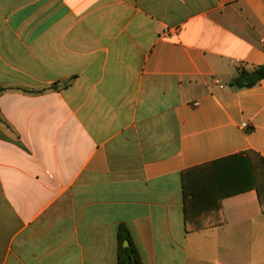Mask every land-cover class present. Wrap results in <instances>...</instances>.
Segmentation results:
<instances>
[{
  "label": "crops",
  "instance_id": "crops-1",
  "mask_svg": "<svg viewBox=\"0 0 264 264\" xmlns=\"http://www.w3.org/2000/svg\"><path fill=\"white\" fill-rule=\"evenodd\" d=\"M263 65L264 0H0V264H118L121 226L142 264H264L256 190L187 233L182 187L264 158V80L231 86Z\"/></svg>",
  "mask_w": 264,
  "mask_h": 264
},
{
  "label": "trees",
  "instance_id": "trees-1",
  "mask_svg": "<svg viewBox=\"0 0 264 264\" xmlns=\"http://www.w3.org/2000/svg\"><path fill=\"white\" fill-rule=\"evenodd\" d=\"M262 80L264 65L253 72L241 71L231 86L248 89ZM5 91L0 89V94ZM182 187L187 233L221 225V201L249 190L257 191L264 212V158L254 152H245L188 170L182 175ZM126 241L129 245L124 247ZM118 264H142L125 226L118 231Z\"/></svg>",
  "mask_w": 264,
  "mask_h": 264
},
{
  "label": "built area",
  "instance_id": "built-area-1",
  "mask_svg": "<svg viewBox=\"0 0 264 264\" xmlns=\"http://www.w3.org/2000/svg\"><path fill=\"white\" fill-rule=\"evenodd\" d=\"M242 129L246 131L247 130V125L246 124H243L242 125Z\"/></svg>",
  "mask_w": 264,
  "mask_h": 264
},
{
  "label": "water",
  "instance_id": "water-1",
  "mask_svg": "<svg viewBox=\"0 0 264 264\" xmlns=\"http://www.w3.org/2000/svg\"><path fill=\"white\" fill-rule=\"evenodd\" d=\"M129 245V243L126 241L125 243H124V247H127Z\"/></svg>",
  "mask_w": 264,
  "mask_h": 264
}]
</instances>
